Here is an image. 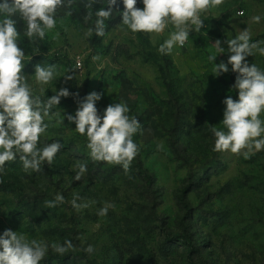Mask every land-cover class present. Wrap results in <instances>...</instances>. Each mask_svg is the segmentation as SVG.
Here are the masks:
<instances>
[{
  "label": "rangeland",
  "instance_id": "1",
  "mask_svg": "<svg viewBox=\"0 0 264 264\" xmlns=\"http://www.w3.org/2000/svg\"><path fill=\"white\" fill-rule=\"evenodd\" d=\"M89 2L73 0L68 7L65 0L56 27L46 30L42 40L26 37L18 13L10 17L20 33L23 73L34 94L43 89L41 99L47 100L67 88L73 95L50 110L59 116L45 118L49 127L38 147L54 141L63 145L52 165L45 163L39 173L25 172L17 156L0 173V235L10 229L45 241L49 250L41 264H264V149L253 150L248 158L217 152L212 133L213 127L224 130L223 101L238 99L233 87L238 73L228 65L227 73L213 75L214 63H227L230 53L223 42L243 30H249L250 42L264 41V0H224L210 8L201 14L200 31L193 29L185 46H175L170 54H161L159 47L173 26L162 34L132 33L122 25V0L105 21V35L86 37L95 11L107 9V0H95L92 19L85 22ZM137 7L143 9L142 0ZM257 15L259 23L251 19ZM218 39L225 52L210 62ZM246 61L264 71L259 52ZM37 64L56 66L50 83H36ZM65 75L74 79L65 80ZM93 91L102 96L96 103L101 115L109 104L123 102L128 115L140 121L133 136L139 153L127 173L121 165L93 161L86 136L66 119ZM77 161L87 166L80 181L74 180ZM139 165L152 181L140 176ZM57 194L64 203L47 208L45 202ZM76 195L87 208L72 207ZM105 202L115 207L99 216ZM178 236L188 241L180 242ZM65 240L74 247L63 256L51 249L52 243ZM89 245L91 254L84 251Z\"/></svg>",
  "mask_w": 264,
  "mask_h": 264
},
{
  "label": "clouds",
  "instance_id": "2",
  "mask_svg": "<svg viewBox=\"0 0 264 264\" xmlns=\"http://www.w3.org/2000/svg\"><path fill=\"white\" fill-rule=\"evenodd\" d=\"M73 0H67L71 7ZM124 10L122 25L132 33L144 32L162 34L172 25L174 31L159 47L161 54H170L175 46L183 47L190 32L194 29L199 32L203 27L201 14L210 8L224 3V0H142L143 9L137 7L138 0H122ZM90 0L86 4L89 9L84 17L85 22L92 19L93 4ZM117 0H107V9L104 7L95 11L94 27L85 32L91 37L93 32L98 37L105 35V21L113 14ZM65 0H2L0 13L5 14L0 20V173L4 172L6 162L14 161L19 156L25 172H41L46 163L52 165L57 153L63 145L58 141L38 147L40 137L45 134L49 125L45 118L51 119L50 110L60 104L61 98L73 95L67 88L55 91V94L42 100L41 95H35L32 86L28 83V76L23 73L24 51L19 47L20 33L16 28L15 20L11 19L19 14L26 23V37L31 41L38 37L44 39L46 30L56 27V13L64 8ZM243 13H241L242 15ZM67 15H71L68 12ZM252 21L259 23L260 16H253ZM250 32L243 30L234 39H227V51L230 53L227 63H214L213 75L219 76L231 70L238 73L234 89L238 91V99L228 96L223 103L226 105L223 112L222 125L224 130L212 128L215 137L214 151L231 152L235 155L249 154L264 149V120L260 119L264 113V71L254 63L251 66L246 57L253 56L254 52L264 55V41L250 42ZM218 39L213 44L215 53L208 56L214 62L218 54L225 52ZM37 54L39 49L35 50ZM99 56H93L96 61ZM55 65L43 67L35 66V81L40 85L50 83L55 76ZM79 67V65H77ZM74 79V75H65V80ZM78 96V93L74 94ZM102 98L100 93L93 91L78 102L74 115L67 114L66 119L75 123V131L87 138V148L93 161L106 162L109 165H121L127 173L131 162L139 153V148L133 140L134 134L141 128L140 121L135 116H129L130 109L123 102L109 104L103 115L96 106ZM62 119L57 120L63 124ZM75 181H80L87 173L85 163L77 161L73 166ZM79 196H74L71 205L77 211L87 208L88 204L77 203ZM64 203V196L57 194L54 200L46 201L47 208H54ZM115 205L105 202L98 210L99 216H106L110 208ZM71 240L63 244L52 243L51 249L63 256L73 249ZM49 245L43 240L31 239L26 235L5 230L0 235V264H41L48 253ZM91 254L93 246L84 249Z\"/></svg>",
  "mask_w": 264,
  "mask_h": 264
},
{
  "label": "trees",
  "instance_id": "3",
  "mask_svg": "<svg viewBox=\"0 0 264 264\" xmlns=\"http://www.w3.org/2000/svg\"><path fill=\"white\" fill-rule=\"evenodd\" d=\"M139 170V174L142 178L148 180L149 182L152 181V177L150 175H148L145 170L143 169L142 165H139L138 167ZM180 242H187V238L184 236H178L176 237Z\"/></svg>",
  "mask_w": 264,
  "mask_h": 264
},
{
  "label": "built area",
  "instance_id": "4",
  "mask_svg": "<svg viewBox=\"0 0 264 264\" xmlns=\"http://www.w3.org/2000/svg\"><path fill=\"white\" fill-rule=\"evenodd\" d=\"M241 13H243V12H241ZM185 44H186V43H185ZM184 46H185V45H184ZM77 65H79V67H78V68H80V69L83 67V65H82V62H81V61H78V62H77Z\"/></svg>",
  "mask_w": 264,
  "mask_h": 264
}]
</instances>
